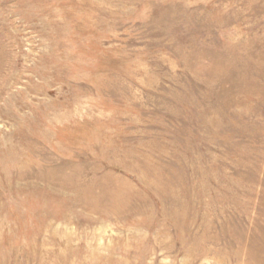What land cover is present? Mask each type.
Returning <instances> with one entry per match:
<instances>
[{"label":"rangeland","instance_id":"1","mask_svg":"<svg viewBox=\"0 0 264 264\" xmlns=\"http://www.w3.org/2000/svg\"><path fill=\"white\" fill-rule=\"evenodd\" d=\"M0 264H264V0H0Z\"/></svg>","mask_w":264,"mask_h":264}]
</instances>
